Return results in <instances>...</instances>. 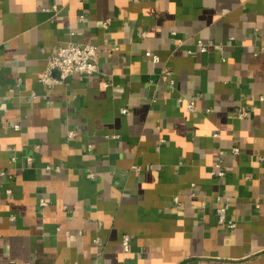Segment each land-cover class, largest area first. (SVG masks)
Segmentation results:
<instances>
[{
	"label": "crops",
	"instance_id": "1",
	"mask_svg": "<svg viewBox=\"0 0 264 264\" xmlns=\"http://www.w3.org/2000/svg\"><path fill=\"white\" fill-rule=\"evenodd\" d=\"M262 159L264 0H0V264H264Z\"/></svg>",
	"mask_w": 264,
	"mask_h": 264
},
{
	"label": "built area",
	"instance_id": "2",
	"mask_svg": "<svg viewBox=\"0 0 264 264\" xmlns=\"http://www.w3.org/2000/svg\"><path fill=\"white\" fill-rule=\"evenodd\" d=\"M55 7H53L54 9ZM105 27V23H103ZM211 44L209 42L197 41L196 46L200 53L206 52L207 48ZM190 51H188L189 53ZM96 53L97 50L95 46L90 44H79L74 42H66L61 46L54 47L51 49L46 66L40 76L39 81L46 85L47 87H51L56 84L65 83L66 79L75 74L82 75H91L98 71V65L96 63ZM145 56L149 57L152 62H158L159 58L156 54L151 53L150 51L145 52ZM162 81L167 82L169 85L172 84V80L169 78V72H163L160 75ZM263 97H260L262 99ZM177 102L180 104H184L185 108L189 112L194 111V101L193 100H185L182 97L177 98ZM121 114H127L126 108H121ZM248 114L247 110L243 107H240L236 111V115L238 118H244ZM14 128L17 129L18 126L14 125ZM70 136L72 133H69ZM232 153L237 154L238 148L233 147ZM264 161V159H262ZM135 171H139L137 166H133ZM55 170H58L55 167ZM210 174L216 177H222L224 175L223 169L220 167L219 163L215 164L214 169L210 170ZM1 176H6L7 178H11L10 174H7L4 171H0ZM6 192H10L8 189ZM215 200L219 201L220 197L215 196ZM39 205L41 207L46 205V202L43 199H39ZM200 206L203 207V203H200ZM226 204H221L216 208L217 221L219 225H223L226 229L231 230L235 227L234 222L227 220L226 218ZM15 219L14 216H9V220L13 221ZM95 243L98 242L96 238L94 240ZM121 246L124 251L128 249L129 246V236L123 235L121 238Z\"/></svg>",
	"mask_w": 264,
	"mask_h": 264
}]
</instances>
